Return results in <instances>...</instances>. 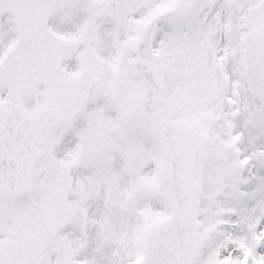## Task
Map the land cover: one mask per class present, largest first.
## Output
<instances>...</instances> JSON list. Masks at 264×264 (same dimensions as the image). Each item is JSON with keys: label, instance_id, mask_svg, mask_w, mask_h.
<instances>
[{"label": "snow or ice", "instance_id": "1", "mask_svg": "<svg viewBox=\"0 0 264 264\" xmlns=\"http://www.w3.org/2000/svg\"><path fill=\"white\" fill-rule=\"evenodd\" d=\"M0 264H264V0H0Z\"/></svg>", "mask_w": 264, "mask_h": 264}]
</instances>
